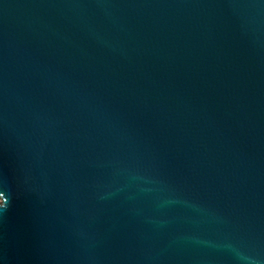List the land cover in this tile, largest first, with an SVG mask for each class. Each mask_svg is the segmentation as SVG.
<instances>
[{"label":"water","instance_id":"95a60500","mask_svg":"<svg viewBox=\"0 0 264 264\" xmlns=\"http://www.w3.org/2000/svg\"><path fill=\"white\" fill-rule=\"evenodd\" d=\"M0 264H264V0H0Z\"/></svg>","mask_w":264,"mask_h":264}]
</instances>
